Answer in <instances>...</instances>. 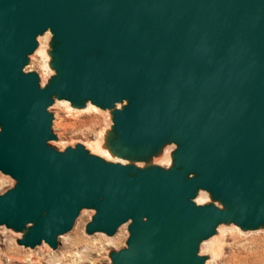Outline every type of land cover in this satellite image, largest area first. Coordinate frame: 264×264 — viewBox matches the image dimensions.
Returning a JSON list of instances; mask_svg holds the SVG:
<instances>
[{"label": "water", "instance_id": "obj_1", "mask_svg": "<svg viewBox=\"0 0 264 264\" xmlns=\"http://www.w3.org/2000/svg\"><path fill=\"white\" fill-rule=\"evenodd\" d=\"M57 100L110 111L117 161L51 145ZM0 171L25 247L56 250L83 210L89 235L128 225L103 264H205L220 226L264 229V0H0Z\"/></svg>", "mask_w": 264, "mask_h": 264}, {"label": "rangeland", "instance_id": "obj_2", "mask_svg": "<svg viewBox=\"0 0 264 264\" xmlns=\"http://www.w3.org/2000/svg\"><path fill=\"white\" fill-rule=\"evenodd\" d=\"M49 37L51 38V33L47 32L39 40L44 42L48 39L49 42ZM49 61L47 53H33L25 70L36 71L45 76V84L53 74ZM49 110L54 115L52 129L57 136V140L52 143L63 146L62 149L56 147L57 149L64 150L68 146L82 143L93 153L107 158V151L104 147L98 146L104 145L106 132L112 124L110 111L98 107H95V110L80 111L72 108L69 102L66 104L58 100ZM174 148L175 146H169L168 152ZM110 158L115 159L111 156ZM164 163L170 164L169 160ZM13 184L14 180L0 171V194ZM93 214V210H83L73 229L59 238V247L56 250L46 243L35 248L19 245L17 240L21 238V234L0 226V264H103L109 262L110 250H119L126 246L129 236L128 225H122L113 236L104 233L89 235L86 233V225ZM91 236L96 239V246L89 247L85 243H80V239L92 241ZM215 236L201 245V254L208 256L205 264H249L250 259L257 256L264 260V229L243 231L235 225L222 226L221 233L218 232ZM9 256H15L20 260L11 261Z\"/></svg>", "mask_w": 264, "mask_h": 264}, {"label": "bare ground", "instance_id": "obj_3", "mask_svg": "<svg viewBox=\"0 0 264 264\" xmlns=\"http://www.w3.org/2000/svg\"><path fill=\"white\" fill-rule=\"evenodd\" d=\"M39 38H41V36L39 37ZM39 38H38V41H39V47L37 48V50L35 51V53H46L47 52V46H45V44L48 42V39H45L44 40V42H41L40 40H39ZM46 38V37H45ZM49 39H50V37H49ZM39 76H40V78H41V83H42V85L44 84V81H45V76H43L42 74L40 75L39 74ZM61 102H64V103H66V104H68V102L67 101H61ZM90 109H92V110H95V106L94 105H92V104H88V106L85 108V109H77V110H80V111H83V110H85V111H88V110H90ZM58 126L59 127H61L60 126V124H58ZM51 143H52V141H51ZM55 147H58L59 149H62V147L63 146H57L56 144H54V143H52ZM86 146V145H85ZM87 147V146H86ZM99 148H102V146L101 145H99L98 146ZM95 148H97L96 146H95ZM90 150V149H89ZM91 151V150H90ZM169 147L168 148H166V149H164V152H163V154L161 155V156H159V157H157V158H155L154 160H153V162L154 163H156V164H159V165H162V166H169V165H166L164 162L165 161H168L169 160V162H170V156H169ZM92 152V151H91ZM98 154V153H97ZM105 154V153H104ZM107 154L108 155H106L107 156V158L106 159H109V160H114V161H117L116 159H111L110 158V153L107 151ZM103 156V155H102ZM104 157V156H103ZM207 199V195L205 194V193H201L200 195H199V197L197 198V202H199V203H202L203 201H205ZM2 227V226H1ZM221 228H222V226H220L219 228H218V232H220L221 233ZM215 237H217V236H215ZM90 238H93L92 239V241H90V239H80V243H85L86 244V246H96V239L93 237V236H91ZM94 249V248H93ZM9 260H11V261H18V260H20L19 258H17V257H15V256H9ZM109 262H110V260H109ZM249 264H264V260H263V258L262 257H255V258H253V259H250V261H249Z\"/></svg>", "mask_w": 264, "mask_h": 264}]
</instances>
